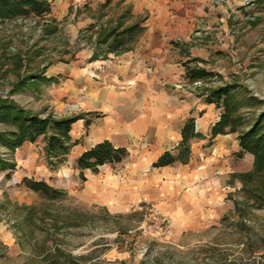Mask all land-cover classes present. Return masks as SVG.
Returning a JSON list of instances; mask_svg holds the SVG:
<instances>
[{
    "label": "rangeland",
    "instance_id": "374dc122",
    "mask_svg": "<svg viewBox=\"0 0 264 264\" xmlns=\"http://www.w3.org/2000/svg\"><path fill=\"white\" fill-rule=\"evenodd\" d=\"M103 3L111 7L101 14L103 25L95 30L79 29L70 13L59 19L60 0H51V13L46 16L1 24L0 106L17 105L41 118L79 119L80 108L74 100L58 103L59 86L68 79L66 74L75 76L73 62L80 52L88 50L92 56L98 52L100 57L107 53V43L101 47L99 42L121 25L125 6L115 0ZM184 5L194 11L189 37L208 56L193 58L187 66L216 74L213 79L191 83L196 85L194 92L206 100L214 88L237 86L239 97L251 95L261 102L243 111L248 122L254 120L264 112V0H206L201 5L189 1ZM83 10L89 17L91 11ZM124 18L125 24L138 21L127 14ZM139 21L145 23L144 18ZM11 129L0 123V133ZM31 144L39 150L38 161L51 168L44 136ZM16 151L0 144V161L13 166L0 170V264H264L262 179L240 177L253 169L237 175L238 185L229 182L227 198L206 224L176 232L161 212L170 222L171 230L166 232L151 222L148 208L155 206L114 213L102 206H85L69 191L58 199H45L18 183L27 172L17 170ZM39 168L35 174L45 176Z\"/></svg>",
    "mask_w": 264,
    "mask_h": 264
},
{
    "label": "crops",
    "instance_id": "0c3cea01",
    "mask_svg": "<svg viewBox=\"0 0 264 264\" xmlns=\"http://www.w3.org/2000/svg\"><path fill=\"white\" fill-rule=\"evenodd\" d=\"M115 1L125 6V16L145 19V23L131 20L125 24L122 15L121 30L141 23L143 32L126 51L107 52L92 62L93 52L78 54L73 62L76 74H66L68 79L59 86L58 102L63 105L74 100L80 108L70 133L75 145L67 161L53 171L38 161L37 146L25 143L15 153L17 170L27 172L18 183L25 178L44 181L69 191L85 206H102L114 213L155 206L169 217L176 232L194 229L213 219L214 209L227 198L229 182L238 185L237 175L253 169L254 157L242 152L236 134L212 137L221 110L197 96L193 90L196 85L186 78L188 61L208 57L189 37V19L194 15L193 9L184 5L189 1ZM190 1L201 5L206 0ZM60 2L59 19L70 13L79 29H99L100 23L103 25L101 14L111 7L103 0ZM83 6L91 11L89 17ZM189 119L195 121L201 136L192 140L188 161L155 167L165 153H178ZM105 141L125 148V160L104 165L98 173L79 170L78 157ZM245 161L249 163L245 165ZM37 167L45 176L35 174Z\"/></svg>",
    "mask_w": 264,
    "mask_h": 264
},
{
    "label": "trees",
    "instance_id": "16d2710c",
    "mask_svg": "<svg viewBox=\"0 0 264 264\" xmlns=\"http://www.w3.org/2000/svg\"><path fill=\"white\" fill-rule=\"evenodd\" d=\"M51 9L50 0H0V25L32 15L46 16L51 13ZM119 29L117 26L107 32V38H112L110 42H106L107 38L99 42V45L107 43V52L117 53L130 49L144 30L140 23L132 24L123 30ZM92 57L98 59L100 54L97 53ZM215 77L216 74L211 71L191 68L186 65V78L190 83L202 82ZM238 91H240L239 87L228 84L214 88L206 95V101L221 110L219 121L213 126L211 135L214 138L218 135L238 134L242 152L254 157L253 172L240 177L241 179L247 177L249 180L256 177L262 179V189L259 190V193L260 197H264V112L248 122L243 111L261 102L251 95L248 98H241ZM77 120L76 117L41 118L17 105L2 104L0 106V123L10 126L12 129L0 133V144L11 151H16L26 142L35 143L39 137L44 136L49 165L55 169L67 161V156L75 145L70 133ZM200 136L196 132L195 121L189 119L182 130V141L178 145V153L176 155L165 153L154 166L163 167L174 163H186L191 155L192 140ZM127 155L125 148H116L109 141H105L80 155L76 164L81 171L91 170L98 173L100 167L121 163ZM12 167L0 161L1 171H7ZM22 185L49 200L58 199L66 194L65 191L44 181L25 178Z\"/></svg>",
    "mask_w": 264,
    "mask_h": 264
},
{
    "label": "built area",
    "instance_id": "2783aa9c",
    "mask_svg": "<svg viewBox=\"0 0 264 264\" xmlns=\"http://www.w3.org/2000/svg\"><path fill=\"white\" fill-rule=\"evenodd\" d=\"M148 211H149V216L151 218V222H155V224L159 228L165 230L166 232L171 230V226L168 218L165 217L159 209L155 207H149Z\"/></svg>",
    "mask_w": 264,
    "mask_h": 264
}]
</instances>
